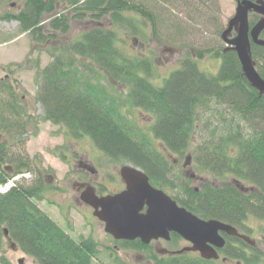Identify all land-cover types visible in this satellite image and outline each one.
<instances>
[{
	"label": "trees",
	"instance_id": "trees-1",
	"mask_svg": "<svg viewBox=\"0 0 264 264\" xmlns=\"http://www.w3.org/2000/svg\"><path fill=\"white\" fill-rule=\"evenodd\" d=\"M213 7L215 0H26L16 14L3 20L18 22L20 33L38 44L67 37L72 22L91 23L78 40L52 47V63L39 70L36 100L43 109L39 120L64 127L73 139H90L110 160L142 170L156 187L176 186L183 200H174L200 219L218 220L250 235L248 221L264 224V96L243 76L237 54L198 49V59L208 54L221 61L217 75L205 74L197 61L188 58L157 87L151 82V64L123 54L116 46L115 32L107 25L109 20L121 25L123 14L132 11L143 24H150L159 42H176V36L192 38L198 28H212L221 37ZM252 53L264 79V48L252 45ZM97 74L112 84L95 83ZM20 104L13 87L0 83V132L15 141L32 125ZM124 108L140 109L154 118L151 139L124 115ZM209 112L213 116L204 119ZM200 121L205 123L202 128H198ZM198 132L204 137L192 154L193 163L216 178L231 176L230 183L202 182L198 189L191 188L187 178L186 183H169L175 166L169 157L187 155ZM11 153L0 143V189L26 173L35 176L30 162ZM46 188L39 178L29 186L15 181L9 192L0 193V252L7 229L20 251L36 264H93L97 246L70 238L36 205L44 200ZM225 237L227 245L221 253L229 262L264 264L259 249L249 250L242 240ZM180 240L172 235L173 243ZM120 244L124 249L146 251L153 264H224L198 255L161 257L140 240ZM0 264L12 262L1 254Z\"/></svg>",
	"mask_w": 264,
	"mask_h": 264
},
{
	"label": "rangeland",
	"instance_id": "rangeland-1",
	"mask_svg": "<svg viewBox=\"0 0 264 264\" xmlns=\"http://www.w3.org/2000/svg\"><path fill=\"white\" fill-rule=\"evenodd\" d=\"M26 0H1L0 1V83H9L20 100V106L26 108L28 116L32 119L25 134L18 140L9 139L7 134L0 132V143L8 147V151L14 154L17 159L28 161L31 169L35 173H26L15 181L21 185L29 186L32 182L42 179L46 185L44 200L37 202L38 208L49 216L70 238L79 242L89 240L98 249V257L93 264H153L146 251L124 249L121 242L114 240L112 236L105 232V225L93 216V210L79 203V194L74 190L76 183H90L95 187L98 195H112L122 192L125 189L124 182L120 177V170L126 165L125 161L114 162L100 152L88 138L76 140L68 136L64 127L55 126L50 123H43L39 120L43 116V109L37 103L38 93L37 76L39 70L45 69L52 63L50 51L52 47H58L66 41H76L91 27V23L71 24V31L67 37L58 36L56 40L46 44L34 43L28 34H21L18 22H7L3 18L8 14L13 15L23 7ZM14 5V6H12ZM151 8V7H150ZM65 7L58 10L62 12ZM237 3L234 0H215L213 15L220 22V31L226 29L228 22L236 14ZM69 11L65 12L68 14ZM184 18V15H180ZM181 17V18H182ZM123 23L119 26L112 25L107 21V25L116 34V46L125 55L132 58H140L151 64L153 77L151 82L162 87L164 81L170 75L182 68L184 61L192 58L197 61L199 69L207 75H217L221 61L213 59L206 54L204 59H198L196 51L198 49H211L222 51L226 44L221 37L216 35V30L212 28H198V35L192 38L176 36V42H159L152 36V28L143 24V19L135 12H125ZM203 33V34H202ZM97 76L95 83L103 86L111 85L110 80ZM223 110V108H220ZM124 115L133 125L138 127L144 135L152 138L151 128L155 122L154 118L144 111L136 108H124ZM209 112L204 119L211 118ZM203 121V120H201ZM198 125L202 128L203 124ZM213 127L217 126V121L213 120ZM199 130V129H198ZM204 135L198 132L193 148L182 158H175L179 163L171 168L169 183L177 184L184 180L186 176L196 174V178L189 180V186L198 189L202 182L213 185H223L232 181L231 176L216 178L211 174L203 172L196 167L195 162L189 173H184L183 165L188 156L192 157L196 146L203 142ZM154 144L158 146V142ZM11 153V154H12ZM164 153V152H163ZM166 155V154H165ZM80 160H87L97 173H86L78 167ZM172 165V163H171ZM154 186V185H153ZM245 187L251 186L244 183ZM163 191L173 200H183L180 190L175 186L156 187ZM6 188H2L0 193L5 194ZM251 230L249 235L256 241L261 253H264V224L255 220L247 222ZM142 243V242H141ZM0 255H5L12 264H19V260H24V264H36L31 258L21 251L13 252L6 240H4ZM143 244V243H142ZM151 245V244H150ZM190 244L183 239L173 243L162 240L160 245L156 241L152 243V249L158 256L160 250L167 249L176 252L189 247ZM116 249H119L116 251ZM248 251V250H247ZM249 252L248 254H250ZM199 256L197 253H185ZM201 258V257H200ZM226 259L221 253L220 263ZM151 263H148V262ZM225 263H228L227 261ZM240 262L231 261L229 264ZM241 264V263H240Z\"/></svg>",
	"mask_w": 264,
	"mask_h": 264
},
{
	"label": "water",
	"instance_id": "water-1",
	"mask_svg": "<svg viewBox=\"0 0 264 264\" xmlns=\"http://www.w3.org/2000/svg\"><path fill=\"white\" fill-rule=\"evenodd\" d=\"M237 3L236 14L228 22L221 34L226 44L224 53L235 52L238 56L243 76L260 96H264V79L257 70L253 58L252 45L264 48V0H234ZM250 14L258 17L251 26ZM172 158V157H170ZM188 156L184 168L188 166ZM175 164L177 160L173 161ZM120 177L125 190L108 196H98L91 185H79L80 201L93 209V216L105 225V232L118 242L140 240L144 245L153 241H171V235L177 234L190 246L183 250L170 252L162 249L159 255L180 256L185 253H197L207 261H219L220 251L227 245L225 236L238 238L246 245L255 248L256 241L241 234L235 227L218 220H202L187 209L180 207L175 200L163 191L155 188L150 178L139 168L126 165L121 168ZM196 178V174L190 176ZM5 240L10 249L17 253L19 247L11 239L7 229ZM226 259H223V263ZM24 264V260H19ZM240 264V263H238Z\"/></svg>",
	"mask_w": 264,
	"mask_h": 264
},
{
	"label": "flooded vegetation",
	"instance_id": "flooded-vegetation-1",
	"mask_svg": "<svg viewBox=\"0 0 264 264\" xmlns=\"http://www.w3.org/2000/svg\"><path fill=\"white\" fill-rule=\"evenodd\" d=\"M6 1H8V0H6ZM12 6H14V5H12ZM253 17V18H252ZM254 17H255V15L254 14H250V19H251V21L254 23ZM178 163H179V161H178ZM177 163V164H178ZM192 165H193V161L191 160L189 163H188V167H186V168H184L183 167V170H184V173H185V171H186V173H189V171H187V170H190L191 169V167H192ZM78 167L80 168V169H82V170H84L86 173H90L91 174V172H93V174L94 173H97L95 170H94V168L92 167V164L89 162V161H87V160H80V162H79V164H78ZM187 178H188V176H186ZM190 181H192V179L191 178H188ZM88 184H90V183H76V184H74L73 185V187H74V190H76V192L79 194V198H80V193H79V185H88ZM79 201H80V199H79ZM79 203H81V201L79 202ZM81 205H84V204H81ZM85 206V205H84ZM243 234V233H242ZM244 235H246V234H244ZM247 236H249V235H247ZM250 237V236H249ZM161 241L162 240H159V241H156V243H157V245H160V243H161ZM172 241V240H171ZM155 242V241H154ZM153 243V242H152ZM152 243H151V247H152ZM248 246V245H247ZM257 247V246H256ZM256 247L255 248H253V249H256ZM248 248H249V250H251L252 249V247H250V246H248ZM247 251V253H249L250 251ZM148 263H151L150 261L148 262Z\"/></svg>",
	"mask_w": 264,
	"mask_h": 264
}]
</instances>
